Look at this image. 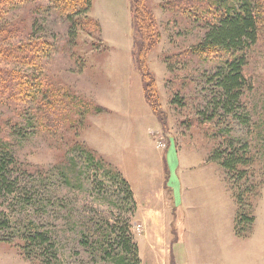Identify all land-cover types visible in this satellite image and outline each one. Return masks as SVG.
Returning a JSON list of instances; mask_svg holds the SVG:
<instances>
[{
	"label": "rangeland",
	"instance_id": "1",
	"mask_svg": "<svg viewBox=\"0 0 264 264\" xmlns=\"http://www.w3.org/2000/svg\"><path fill=\"white\" fill-rule=\"evenodd\" d=\"M111 1L114 3L109 15L122 13L121 7L127 0ZM174 1L148 0L146 4L153 15L155 32L158 33L151 45L154 47L149 49L147 55V68L155 79V88L161 105L159 117L155 116L160 129L150 131L147 143L144 138V153L140 161L132 159L129 153L133 150L132 145L135 141H141V134L138 136L131 133L125 147L123 139H115V146L122 155L117 171L111 163H107L110 165L107 168L97 160L90 162L88 166L84 160L78 158L76 163H72L75 167L67 161L73 160L69 155V150L74 148L72 146L77 143L86 144L85 121L91 113L85 114L83 126L82 123H78L77 110L69 107L72 115L65 120L60 130L56 129L57 131L47 127L46 123L39 124L28 118L36 113L45 114L46 110L58 101L57 99L68 101V98H63L65 94L69 97L71 94L76 95L93 103L85 91L86 77H89L91 82L100 81L103 77L97 72L84 76L83 72L88 63L94 65L102 63L107 54L104 53L106 44L101 38V28L100 32L95 27L88 30L79 29L76 38H73L70 36V25L65 15L57 13L51 1L0 0V76L12 75L11 79L6 78L7 89L3 88L4 80L0 79V97L5 93L3 97L8 98L4 101L0 98V137L10 143L9 146L18 163L15 175L23 179L15 192L0 198V217L2 218L4 213L6 216L4 218L9 219L11 225L10 228L0 229V264H43L37 257L27 259L20 253V242L17 240L19 235L16 233L19 225H14L15 222H21L30 226L31 221L38 217H41L42 224L46 226L51 223L57 254V260H52V264H115L114 261H98L91 255L93 248L88 244L96 239L101 240L104 234H108L105 224L107 221L119 219L127 220L129 224L130 237L136 244L140 264H185L187 258L184 246L187 236L183 233L181 220L178 235L171 228L177 212L174 211L176 205L169 201V188L172 187L170 173L167 172L166 175V171L163 172L158 167L160 151L166 152L170 149L179 151L181 168H185L188 164H197L201 152L205 149L210 151L216 143L220 151L226 149L232 142L244 147L248 153V160L241 168L242 179L235 183L232 180L228 182L223 174L231 195L235 193L236 186L243 187V201L251 204L254 222L256 220L251 228V233L252 229L254 232L250 242L235 243L249 248L253 246L255 249L263 244L260 243L261 239H258V236L264 233V211L259 208L255 219L254 205L260 196L258 205L264 206V0L258 41L250 50L243 70L245 78L252 86L251 92L246 91L242 97L243 108L247 111L250 121L243 125L230 116L222 119L218 117L217 132L213 125L200 127L191 119H197L196 111L211 113L208 106L209 86L206 84L204 74L216 69L221 54L213 52L192 56L193 54L188 53L189 49L202 39L204 23L182 18V12L178 8L160 7L162 2L168 5ZM199 1L211 4L215 0ZM126 4L130 8L129 2ZM94 11L96 12V7ZM204 20L207 21L208 18ZM100 21L106 28L114 30H121L123 26L117 19L106 20L101 17ZM30 44L31 47L25 53L24 59L17 58L22 52V47L27 48ZM37 44L38 52L35 54L34 47ZM46 44L49 45L48 48L45 47ZM12 50H15L17 55L10 53ZM137 50L139 54L141 51L143 56L146 49L142 51L138 44ZM11 58L15 68L11 67L9 60ZM163 58L166 59L167 66ZM24 60L25 67L20 66V62ZM166 67L168 71L165 70ZM31 73L36 77L32 87H37L38 95L33 100L27 96L24 89L22 101L19 99V86L25 81L24 77ZM136 73L140 76L139 70H136ZM177 93L182 97L184 107L168 105L171 95ZM125 111L131 114L125 122H137V117L133 114L139 110L133 104H127ZM239 113L243 117L244 112ZM113 116V121L120 119L117 114ZM17 118L15 124L14 119ZM72 121L74 124L70 127L72 124L69 122ZM163 121L166 122L165 126L160 124ZM215 134L216 139L213 140ZM96 157L102 158L97 153ZM187 158L191 160L187 161ZM90 166L96 169L97 173ZM114 170L125 176L132 190L141 198L137 200L139 203L134 197L131 201L125 200L122 188L113 181ZM122 174L121 177L124 179ZM66 177L70 184L65 180ZM163 182L165 188H161L156 197L149 198L147 195ZM250 187L253 189L251 193ZM163 196L167 199L162 205ZM150 200L154 202L150 203ZM159 203L161 223L155 219L154 222L151 219L147 220L145 214L148 208ZM43 206L49 207L50 217L43 216ZM33 223L39 225L38 220ZM168 226L170 228H167ZM158 228L160 231L164 229L163 232ZM230 232L228 229V235H231ZM234 250H239V247H234ZM114 260L117 261V258ZM247 260L258 263L264 261V255L256 252Z\"/></svg>",
	"mask_w": 264,
	"mask_h": 264
},
{
	"label": "trees",
	"instance_id": "2",
	"mask_svg": "<svg viewBox=\"0 0 264 264\" xmlns=\"http://www.w3.org/2000/svg\"><path fill=\"white\" fill-rule=\"evenodd\" d=\"M46 1H51V4L55 5L54 8L57 13L60 12V15H65V19L70 25V36L73 38H76L75 36H77L79 29L88 30L95 27L100 32L98 23L89 16L92 7V0ZM128 2L133 29V56L135 65L142 77L145 100L154 115L158 116L160 115V112L158 111L160 110L159 108L161 105L158 101L155 88L156 82L147 68V55L149 49L154 47H151V45L153 40L157 38L158 33L155 32L154 29L153 15L150 12V9L146 7L148 0H128ZM203 2H200L199 0H175L174 3L168 5L167 3L162 2L160 7L171 6V9L178 8L180 12H182V18H186L189 21L192 19L195 23H204V34L202 39L190 48L188 53L193 54L192 56L213 52H219V54H221L219 65L216 69L209 74H204L207 80L206 84L209 86L210 101L208 106L209 109H211V113L206 114V111L203 113L196 111L195 116L197 119H191L193 123L200 127L205 128L213 125L217 132L219 128L217 122L218 117L222 119L223 117L230 116L243 125H247L250 121L247 111L243 108L242 97L246 91L251 92L252 86L245 78L243 70L245 69L246 58L248 57L250 50L258 41L260 19L263 13V3L262 0H215L211 4ZM74 11L76 13H74ZM206 17L208 18L207 21L204 20ZM209 17L211 18L209 19ZM137 36H139L138 39ZM38 44L34 47L35 54L38 52ZM138 44L142 51L146 49L143 56L141 51L140 54L138 53ZM30 47L31 44L27 48L23 46L22 52L18 54L17 58L24 59L23 57H25V53L29 51ZM45 47L48 48L49 45L46 44ZM10 53H15L14 55H17L15 50L10 51ZM25 59L27 60L28 58ZM9 60L12 64L11 67L15 68L12 58ZM26 60L21 61L20 66L25 67L24 64L26 63ZM163 62L165 66H167L166 59L163 58ZM6 78L11 79L12 75L5 74L4 76H0V79L4 80V89L8 88L6 87L8 85ZM24 79L25 81L21 82L19 86V99L23 101V95L25 94L23 92L25 89L27 96L29 95V97H32L33 100H35L38 95L37 87H32L33 80H36L35 75L31 73V75H27ZM60 90L62 91L61 88ZM3 96H5V93L0 97L1 99L3 98V101L8 100L7 97ZM178 96H180L179 93L171 95L169 99L170 106H177L178 108L184 107L182 97ZM63 98H68L69 100L64 102L62 101L63 99H57L58 101L55 102L53 106L50 104L51 108L47 109L45 114L42 113L40 115L36 113L28 118L33 119V121L39 124L46 123L47 127L54 130H60L61 127L64 126L65 120L72 115V111L68 109L69 107L77 110L80 120H78V123H82L81 125L83 126L86 117L85 114H99L100 112H103V109L95 106L91 100L81 99L79 96L72 94L70 97L65 94V97ZM241 111L244 112L243 117L239 113ZM166 119L167 117H165V120ZM14 120L16 122L15 124H17L18 118ZM165 123L166 122L163 121L160 124L165 126ZM69 124H72L69 125L70 127L73 126L74 121L69 122ZM16 126L17 128L19 127V125ZM38 129L39 128H37V130ZM220 131L223 132L222 130ZM224 133L226 132L224 131ZM19 135H21V133H19ZM215 139L216 134L213 137V140ZM9 145V142L0 137V198L15 192L16 188L19 187L23 181L22 178L15 175L14 171H17L16 167L18 163L14 158ZM72 147L74 148L69 150V155L72 156L73 160L69 161L67 159L72 167H75L72 163H76V161L79 160L78 158L84 160V163L88 166L90 165V162L97 160L103 165V167H110V165H107V162L102 158L99 157L97 159L96 153L86 148L84 144L80 145L77 143ZM247 158L248 153L244 147L232 142H230V146L223 151L219 150V145L217 143L216 145L213 144L209 153V161L219 165L223 170L224 177L227 181L230 182L232 180L234 183L235 181L237 182L242 179L243 171L241 168L248 160ZM90 168L97 173L96 169L92 166H90ZM116 170H114L113 181L122 188L121 190L125 196V200H133V193L129 184L122 179L121 174ZM62 173L64 172L62 171ZM230 175L231 177L229 178ZM235 175L237 176L235 177ZM65 180L70 184L67 177ZM236 188L235 193L232 195L237 203L234 230L238 237L247 238L251 235L254 216L252 214L251 204L243 201V187L236 186ZM252 191L253 189H251L250 193ZM48 208L49 207L43 206L42 209L44 210V213L41 210L40 214L43 213L44 217H50ZM2 215L3 219L0 217V225L2 226L0 229L10 228L11 225L9 219L4 218L6 217L4 213H2ZM34 220L31 221L32 224L30 226L21 222L14 223V225H19L16 233L17 236L19 235L17 240L20 242V253L27 259L37 257L42 260L43 264H52V260H57V254L51 233V223L47 226L42 224L43 220L41 221V217ZM37 220L39 225L33 223ZM105 224L109 231L108 234H104L103 239L101 240L96 239L90 244L87 243L93 248L91 255L97 258L100 262L114 261L115 264H140L137 247L130 237L127 220L122 221L119 219L117 221H107ZM92 235L94 236V234ZM115 258H117V261L114 260Z\"/></svg>",
	"mask_w": 264,
	"mask_h": 264
},
{
	"label": "crops",
	"instance_id": "3",
	"mask_svg": "<svg viewBox=\"0 0 264 264\" xmlns=\"http://www.w3.org/2000/svg\"><path fill=\"white\" fill-rule=\"evenodd\" d=\"M126 2L128 3V0ZM126 2L122 7L120 6L123 10L122 13L111 16L109 11L113 7L114 1L92 0L89 16L101 28V38L106 44L104 53L107 54L102 63L95 65L88 63L85 72H83L84 76L97 72L103 77L97 82H91V79L86 77L85 91L87 96L91 97L93 104L102 108L103 112L91 113L87 116L85 145L89 150L100 155L107 163L114 165L117 170L122 155L115 146V139H123L125 147L131 133L138 136L141 134V141H135L132 145L133 150L129 153L132 159L140 161L144 153V138L147 143V136H149L150 131L160 129L153 111L145 100L141 74L139 72V76L136 73L138 69L133 56L131 15ZM94 7H96V12ZM101 17L106 20L117 19L121 21L123 23L121 30L106 28L105 24L100 21ZM127 104H133L139 110L133 114L137 117V122H125L131 116L125 111ZM114 114L119 115L120 119L113 121ZM155 149L159 151L156 147ZM160 152L158 167L163 172L166 171V175L167 172L170 173L172 187L169 186L171 198L169 201L176 205L174 211L177 212V215L171 228L178 235L181 220L183 233L187 236L184 246L187 258L185 264H264V261L255 263L254 260H247L249 257H253L256 252L261 256L264 255V233L259 234L258 239H261L260 243L263 244L257 246L256 249L253 246L249 248L235 243L237 241L250 242L254 229L247 238H239L235 234L234 221L237 203L223 178V170L216 163L209 161L210 151L203 150L199 156V162L188 164L185 168H181L179 151L170 149L166 152ZM183 155L186 154L183 153ZM190 160L187 158V161ZM123 177L131 188L128 180L124 175ZM161 188H165V182L147 196L149 198L156 197ZM131 191L136 201L141 200L132 188ZM164 198L163 196L162 205L167 199ZM259 201L260 196L254 205L255 219H257L259 208L264 211V206L258 205ZM149 202L153 203L154 201L150 200ZM160 207V203L150 206L148 214H145L147 220L151 219L154 222L155 219L161 223ZM255 223L256 220L253 226ZM158 229L160 231V228ZM228 229H230L231 235H228ZM163 230L161 229L160 232ZM165 230L167 232V229ZM224 231H226L225 236ZM173 245L174 242L172 248ZM234 247H239V250H234Z\"/></svg>",
	"mask_w": 264,
	"mask_h": 264
}]
</instances>
